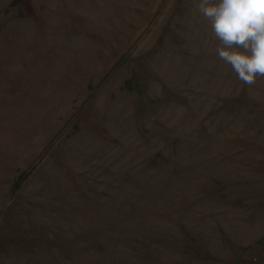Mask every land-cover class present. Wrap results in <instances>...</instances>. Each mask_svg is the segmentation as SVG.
<instances>
[{"label": "rangeland", "instance_id": "1", "mask_svg": "<svg viewBox=\"0 0 264 264\" xmlns=\"http://www.w3.org/2000/svg\"><path fill=\"white\" fill-rule=\"evenodd\" d=\"M199 0H0V264H264V77Z\"/></svg>", "mask_w": 264, "mask_h": 264}, {"label": "clouds", "instance_id": "2", "mask_svg": "<svg viewBox=\"0 0 264 264\" xmlns=\"http://www.w3.org/2000/svg\"><path fill=\"white\" fill-rule=\"evenodd\" d=\"M219 41L217 55L238 79L253 85L264 77V0H199Z\"/></svg>", "mask_w": 264, "mask_h": 264}]
</instances>
